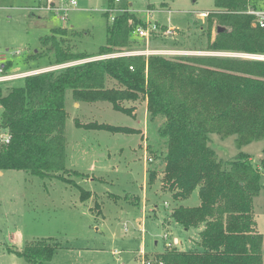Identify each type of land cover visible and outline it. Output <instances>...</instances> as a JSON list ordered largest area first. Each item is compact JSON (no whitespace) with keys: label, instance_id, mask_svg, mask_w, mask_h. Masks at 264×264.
<instances>
[{"label":"trees","instance_id":"obj_1","mask_svg":"<svg viewBox=\"0 0 264 264\" xmlns=\"http://www.w3.org/2000/svg\"><path fill=\"white\" fill-rule=\"evenodd\" d=\"M214 5L207 18L208 50L264 55V32L247 14L250 9H262L264 0H214ZM116 7L124 13L108 23L107 44L98 55L63 47L57 36L67 31L57 28L41 39L42 50L36 57L54 55L50 66H57L131 52L133 32L146 24L131 12L128 0H108V10ZM220 28L225 30L219 32ZM23 80L22 86L7 93L0 85V172L25 171L42 179L78 174L66 167L69 92L75 102H106L130 116L143 101L150 121L164 120L158 129L166 144L161 153V190L181 204L198 191L199 206L179 205L169 218L185 231L203 227L197 249H167L153 264H264V237L257 232L254 216L255 198L264 193V62L219 56H121ZM76 126L115 134L137 133L98 122L83 125L76 121ZM212 135L221 140L235 137L238 150L262 142L259 165L243 152L227 162L221 160L211 147ZM6 136L9 142L4 140ZM157 172H149V184ZM89 197L84 192L81 199ZM61 248L48 238L30 241L21 250H6L28 263L47 264Z\"/></svg>","mask_w":264,"mask_h":264},{"label":"rangeland","instance_id":"obj_2","mask_svg":"<svg viewBox=\"0 0 264 264\" xmlns=\"http://www.w3.org/2000/svg\"><path fill=\"white\" fill-rule=\"evenodd\" d=\"M76 1L77 7L69 12L68 22L64 23L49 13L29 11L39 5V0H0V56L4 58L0 68L4 66L5 76L29 72L39 74L107 59L108 56H97L50 66L54 55L36 57V52L42 50L41 39L57 28L66 29L67 34L57 36V40L74 53L96 56L106 46L107 26L112 22L111 17L124 11L116 7L108 17V0ZM128 2L131 12L145 24L154 22L159 27L157 35L148 45L144 39L133 34L132 51L149 47L172 51L177 56L248 60L240 56L249 53L208 50L207 18L215 10L214 0ZM150 7L157 12L149 14ZM168 30H173L174 34L166 36L164 32ZM216 31L214 27L213 38ZM23 84V78L0 83L5 93ZM76 103L80 104L79 109ZM143 106L145 102L142 101L138 109L141 110ZM66 110L69 118L65 136L71 143L70 160L68 165L66 161V167L78 174L60 173L42 179L25 171H5L0 176V264H31L9 253L6 248L21 250L30 241L48 238L60 243L62 248L47 264H153L159 254L174 248L168 246L174 239L182 243L180 248L176 247L178 250L197 249L199 229L185 232L173 220L169 221L168 213L181 203L175 202L171 193H165L160 186L163 177L161 153L166 151V144L160 140L158 129L163 118L152 122L148 115V136L135 138L142 145L140 148L128 141L131 137L127 134L103 130L92 133L76 126V121H79L83 125L98 122L138 129L140 118L135 120L133 116L114 110L106 102H75L72 92L67 94ZM2 112L0 104V117ZM95 133L98 134L96 137ZM235 139L221 140L217 135H212L211 147L225 162L243 152L250 155L255 165H259L263 143L254 142L238 150ZM145 143L148 144V153L144 151ZM72 150L75 155L71 154ZM145 155L148 157V174L158 171L154 182L147 183L148 194L142 189ZM100 167L106 169L101 171ZM95 176L97 181L89 182ZM84 192L90 194L86 201L81 199ZM196 202H199L198 191L190 200H183L182 203L192 206ZM254 216L257 232L264 237V193L255 198ZM166 236L168 239H165Z\"/></svg>","mask_w":264,"mask_h":264},{"label":"built area","instance_id":"obj_3","mask_svg":"<svg viewBox=\"0 0 264 264\" xmlns=\"http://www.w3.org/2000/svg\"><path fill=\"white\" fill-rule=\"evenodd\" d=\"M39 5H36L35 7L30 8L29 10L33 13H39V12H45L49 13L57 18H59L61 21L64 23L68 22V14L69 12L76 8L78 3L76 0H39ZM109 13L112 10H107ZM157 12V11H156ZM154 11L149 10V14L156 13ZM248 15L254 17V26L258 27L260 30L264 32V6L262 9L258 10H252L250 9L247 12ZM115 17H111V20L114 21ZM159 30V27L157 26L156 23H147L146 27L140 26L135 29L133 32L134 35L138 36L141 39H144L147 43V45L154 39V37L157 35ZM164 34L166 36H171L174 34L173 30H168L165 31ZM121 56H177L172 51H166V50H154L150 49L147 47L146 49L143 50H136V51H131L129 53H124V54H116V55H111L106 58L110 57H121ZM244 57L248 60H255V61H262L264 62V55L261 54H255V55H244L240 56ZM105 59V58H104ZM4 61V58L0 56V62ZM27 75H33L30 73L27 74H19V75H10V76H5L4 75V66L0 68V83H5L8 81H14L17 79L25 78ZM6 142H9L10 138L9 136H6L4 138ZM152 159H150V162ZM165 239H168L167 236ZM180 245V242L177 239H174L172 242H169L168 246L169 247H177Z\"/></svg>","mask_w":264,"mask_h":264},{"label":"crops","instance_id":"obj_4","mask_svg":"<svg viewBox=\"0 0 264 264\" xmlns=\"http://www.w3.org/2000/svg\"><path fill=\"white\" fill-rule=\"evenodd\" d=\"M33 7H35V6H33ZM30 8V7H29ZM30 11V10H29ZM44 70V69H43ZM36 71V70H35ZM39 71V70H38ZM48 71V70H47ZM39 72H42V71H39ZM39 72H37V73H39ZM30 73V72H29ZM34 74V73H33ZM75 106L77 107V109H79L80 108V104H75ZM133 118L136 120V119H138V118H140V121H141V125H140V128H132V129H134V130H136L137 131V133H135V134H127V135H129L131 138H129L130 140H128L130 143H132V145L133 146H137V145H139L140 146V148H142V145L140 144V142L139 143H137L136 142V139L135 138H137V137H139V136H143V139L145 138V136H146V134H147V136H148V123H147V121H148V112H147V105H146V103H145V106H143L142 107V109L141 110H139L138 108L134 111V113H133ZM86 131H88V130H86ZM89 132H95V130H91V131H89ZM99 132V131H98ZM96 135H98L97 133H95V137H96ZM67 139V156H66V161H67V165H68V163H69V160H70V157H69V155H70V149H71V147H70V141L68 142V138H66ZM147 139H148V137H147ZM144 151L146 152V153H148V144H144ZM71 154H73V155H75V153H74V150H72V153ZM67 169H69V167H67ZM103 169H106V167H100V170L102 171ZM148 157H147V155H145V169H144V179H143V182H142V189L144 190V191H146V193L148 194V189H147V187H148V185H147V183H149L148 181H149V174H148ZM69 170H71V169H69ZM4 175V173L3 172H1L0 173V176H3ZM96 176L95 177H92V178H90L89 179V182L91 181V182H94V181H97L96 180ZM99 178H103V177H99ZM160 186H161V184H160ZM145 196H146V194H145ZM152 196H154V195H152ZM155 196L156 197H158L157 196V194H155ZM155 197V198H156ZM192 197V196H191ZM191 197L188 199V200H190L191 199ZM147 198V197H146ZM164 204H166V205H168V203H164ZM181 205H184L183 203L181 204ZM200 205V201L199 202H196L194 205H192V206H187V205H184L185 207H189V208H193V207H197V206H199ZM169 215H170V212L168 213ZM103 218H105V216L103 215ZM167 218L168 217H166L165 219L167 220ZM164 219V220H165ZM169 221H172L170 218H169ZM163 223H164V221H163ZM176 228V227H175ZM202 229H203V227H201V228H199V233L202 231ZM176 230H178L177 228H176ZM184 230V229H183ZM185 231V230H184ZM191 231V230H190ZM190 231H185V232H190ZM199 233H198V235H199ZM178 240V239H177ZM179 241V240H178ZM180 242V241H179ZM182 243L180 242V245H181ZM180 245H179V248H180ZM180 250V249H179ZM182 251V250H181ZM184 251V250H183Z\"/></svg>","mask_w":264,"mask_h":264},{"label":"water","instance_id":"obj_5","mask_svg":"<svg viewBox=\"0 0 264 264\" xmlns=\"http://www.w3.org/2000/svg\"><path fill=\"white\" fill-rule=\"evenodd\" d=\"M225 30V28H220L219 29V32H223ZM66 67H69V66H66ZM64 68V67H63ZM1 173V172H0Z\"/></svg>","mask_w":264,"mask_h":264}]
</instances>
